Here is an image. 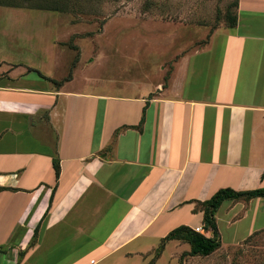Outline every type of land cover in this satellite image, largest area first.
Segmentation results:
<instances>
[{"label":"crops","instance_id":"obj_1","mask_svg":"<svg viewBox=\"0 0 264 264\" xmlns=\"http://www.w3.org/2000/svg\"><path fill=\"white\" fill-rule=\"evenodd\" d=\"M237 15L130 94L59 87L0 49V264H150L183 243L170 232L204 226L199 202L264 187V0ZM261 215L264 198L224 202L222 246L264 230Z\"/></svg>","mask_w":264,"mask_h":264},{"label":"rangeland","instance_id":"obj_2","mask_svg":"<svg viewBox=\"0 0 264 264\" xmlns=\"http://www.w3.org/2000/svg\"><path fill=\"white\" fill-rule=\"evenodd\" d=\"M52 1L67 10L48 12L0 6V49L7 52L6 58L23 60L30 66L42 65L40 70L61 81L57 83L59 87L70 81L67 89L71 91L130 94L145 83L170 78L173 70L179 68L180 58L208 44L214 30L225 23L217 22L219 14L223 17L228 7H234L235 0L38 3ZM261 222L264 223V215L259 217ZM248 224L249 221H242L238 225V238L246 236ZM230 232L233 230L224 231V244L232 240ZM170 247L164 256L160 247L150 264L159 253L163 259L158 264H264V230L237 245H224L209 257L187 256L188 243ZM135 259L136 264L148 261ZM133 261L128 259V263Z\"/></svg>","mask_w":264,"mask_h":264},{"label":"trees","instance_id":"obj_3","mask_svg":"<svg viewBox=\"0 0 264 264\" xmlns=\"http://www.w3.org/2000/svg\"><path fill=\"white\" fill-rule=\"evenodd\" d=\"M234 7H228L225 11L224 16H221V13L218 16L217 22L220 23L224 20L223 27L234 28L238 25V15L237 8L239 5V0H235L233 3ZM1 7L9 8H23L26 10L33 11H48V12H64L67 10L64 5H61L57 1H52L50 4H41L38 3V0H0ZM232 8H235L234 13ZM137 127H128V128H140ZM54 167L59 172V164L57 161L54 162ZM264 180V173L262 176ZM1 190V188H0ZM256 198H264V187L247 190V191H237L233 188L227 187L222 188L217 191L210 199L199 202V207L203 212V228L205 231H212L213 236L208 237L207 234H201L195 231V229L190 228L189 226H180L169 233V235L164 239L165 241L178 240L183 243H188L190 250L187 253V256L191 257H209L216 253L222 247V241L220 238L218 225H217V214L220 210L222 204L226 201H244L250 202ZM255 232L254 234H257ZM252 234L249 238H252ZM164 245H162V248Z\"/></svg>","mask_w":264,"mask_h":264},{"label":"built area","instance_id":"obj_4","mask_svg":"<svg viewBox=\"0 0 264 264\" xmlns=\"http://www.w3.org/2000/svg\"><path fill=\"white\" fill-rule=\"evenodd\" d=\"M195 231L198 232V233H201V234L206 235V231L204 230L203 227H197V228L195 229Z\"/></svg>","mask_w":264,"mask_h":264}]
</instances>
